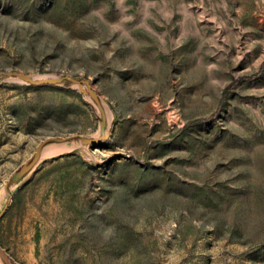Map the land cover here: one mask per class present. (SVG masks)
<instances>
[{"label":"rangeland","instance_id":"obj_1","mask_svg":"<svg viewBox=\"0 0 264 264\" xmlns=\"http://www.w3.org/2000/svg\"><path fill=\"white\" fill-rule=\"evenodd\" d=\"M264 0H0V76L87 79L108 141L47 161L0 220L17 264H264ZM73 88L0 84V184L93 134Z\"/></svg>","mask_w":264,"mask_h":264},{"label":"water","instance_id":"obj_2","mask_svg":"<svg viewBox=\"0 0 264 264\" xmlns=\"http://www.w3.org/2000/svg\"><path fill=\"white\" fill-rule=\"evenodd\" d=\"M6 80H14L26 85H60L76 89L91 105L97 127L93 134H72L67 136H48L41 139L30 156L20 163L0 184V220L8 210L13 197L25 186L47 161L79 152H88L102 142L108 141L113 127V117L108 104L91 88L87 79L69 76L40 77L17 71L6 72L0 76V84ZM0 264H17L3 253L0 248Z\"/></svg>","mask_w":264,"mask_h":264},{"label":"trees","instance_id":"obj_3","mask_svg":"<svg viewBox=\"0 0 264 264\" xmlns=\"http://www.w3.org/2000/svg\"><path fill=\"white\" fill-rule=\"evenodd\" d=\"M262 66H264V62H263V64H262Z\"/></svg>","mask_w":264,"mask_h":264}]
</instances>
